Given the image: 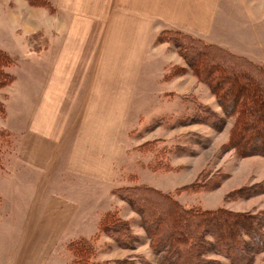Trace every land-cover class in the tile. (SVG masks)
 I'll list each match as a JSON object with an SVG mask.
<instances>
[{"label":"rangeland","instance_id":"374dc122","mask_svg":"<svg viewBox=\"0 0 264 264\" xmlns=\"http://www.w3.org/2000/svg\"><path fill=\"white\" fill-rule=\"evenodd\" d=\"M216 4L215 25L208 35L159 27L145 53L148 80L142 97L131 101L120 155L111 138L107 143V154L116 153L111 159L106 156V169L113 177L97 182L94 190L92 180L62 174V162L50 173V182L45 174L41 177L15 165L18 141L32 119L34 92L39 89L34 81L50 71L49 31L58 21L52 19L56 8L51 0H0V48L10 57L4 71L12 76V82L0 88V128L12 135L0 149V187L6 186L4 174L20 168L12 188H19L21 195L13 201L29 206L19 213L20 227L0 221V264H177L175 251L151 245L141 219L125 201L126 190L138 186L167 195L186 210L264 213L263 130L254 129L249 136L247 130L239 132L245 121L242 106L233 112L228 88L218 85L217 75L206 78L198 65L191 68L181 56L188 39H196L264 66V0H216ZM128 5L145 10V4ZM79 118L76 115L63 132V158ZM254 141L258 151L251 152ZM71 181L80 188L66 190ZM61 191H65L63 202L74 209L58 212L57 217L46 213L49 200L61 197ZM68 215L72 219L65 222ZM107 216L112 221L101 227L100 220ZM116 221L127 224L124 234L109 233L106 226H118ZM80 241H89L93 250L87 255L72 253ZM203 256V264H231L212 248ZM251 264H264V251Z\"/></svg>","mask_w":264,"mask_h":264},{"label":"crops","instance_id":"0c3cea01","mask_svg":"<svg viewBox=\"0 0 264 264\" xmlns=\"http://www.w3.org/2000/svg\"><path fill=\"white\" fill-rule=\"evenodd\" d=\"M51 2L56 8L52 19L58 23L49 31L50 71L34 81L39 89L34 92L32 119L26 123L18 141L15 165L40 173L41 177L45 174L50 182V173L62 162V174L92 180L95 190L97 182L113 177L112 170L106 169V156L116 157V153L108 151L107 154V143L111 138L120 155V136L130 123L131 101L142 97L148 80L143 70L147 63L145 53L159 27L195 36L208 35L215 25L212 16L217 4L216 0ZM128 4H145V10ZM60 19L67 20L66 24ZM149 81L153 84L152 79ZM16 98L21 100L20 93ZM76 115L81 117L78 120L81 123L71 139L67 158H63V132ZM22 122L19 120V126L25 127ZM19 169L15 167L14 171L4 174L6 186L0 187V212L9 213L0 214V221H7L6 225L12 228L15 224L21 226L19 213L29 208L26 203L13 201V197L21 195L19 188H15L16 192L12 188L18 180ZM64 187L68 191L80 188L72 181ZM64 192H58L59 198L52 196L46 213L57 217L58 212L74 209L63 202ZM69 219L72 216H66L65 222Z\"/></svg>","mask_w":264,"mask_h":264},{"label":"trees","instance_id":"16d2710c","mask_svg":"<svg viewBox=\"0 0 264 264\" xmlns=\"http://www.w3.org/2000/svg\"><path fill=\"white\" fill-rule=\"evenodd\" d=\"M181 50L188 66L198 65L206 78L211 76L212 80L217 75L218 85L228 88L226 96L233 103V112L242 106L245 130L242 127L239 132L247 130L249 136L257 129L264 133V66L244 61L196 39H188ZM10 64V57L0 48V88L12 82V76L4 71ZM248 90L255 93L251 95ZM10 136L7 130L0 128V149ZM12 144L14 146V140ZM257 148L254 141L251 152L258 151ZM125 193L124 199L141 219L143 229L151 237V245L166 247L169 253L175 251L177 264H203V255L210 248L231 264H251L255 255L264 251V213L247 215L226 210H186L169 196L139 186L129 188ZM110 219L108 216L101 219V227L111 222ZM116 222L118 226H106L109 233L124 234L128 230L127 224ZM73 246L72 253L82 251L87 255L93 250L89 241H80Z\"/></svg>","mask_w":264,"mask_h":264}]
</instances>
